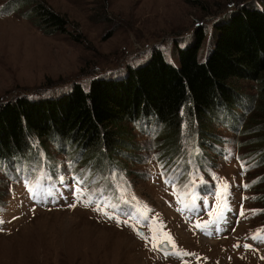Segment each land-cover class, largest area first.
Returning <instances> with one entry per match:
<instances>
[{
    "label": "rangeland",
    "instance_id": "1",
    "mask_svg": "<svg viewBox=\"0 0 264 264\" xmlns=\"http://www.w3.org/2000/svg\"><path fill=\"white\" fill-rule=\"evenodd\" d=\"M37 1L67 21L66 33L39 25L34 12ZM9 4L18 7L12 14L5 12ZM245 8L263 11L264 0H0V106L19 98L57 99L77 84L89 91L97 79H125L129 68L145 66L155 50L179 67L178 50L190 47L201 31L205 40L199 60L204 62L216 45V25L229 22ZM232 85L246 105H252L248 97L256 96L258 84L234 79ZM236 110L238 117L220 110V117L199 122L201 136L188 137L187 124L183 130L182 150L187 152L183 168H191L193 177L205 178L209 184L219 177L224 184L218 192L227 184L232 188L226 193L230 206L223 215L228 214L234 229L220 228L223 233L230 231L226 238L199 234L205 226L218 228V223L210 222L223 208L225 192L202 198L201 227L185 226L181 219L189 206L179 197L184 194L165 181L164 171L151 175L159 170L154 158L158 151L153 150L157 140L132 129L129 152L135 160L115 159L127 170L123 176L127 201L151 209L156 224L146 223L147 217L137 210L126 211L123 218L108 212L119 223L97 211L98 205L119 207L123 200L109 194L105 181L99 182L83 164L75 168L71 158L47 140V150L43 148L35 162L0 160V205L7 208L0 214V264H264V245L252 235L264 226V205L254 202L259 189H249L264 175V167L251 164L253 148L244 122L252 109L246 114L242 108ZM238 118L243 122L239 132L222 121L236 127ZM174 165L166 173L168 179L179 171ZM187 179L179 177L178 185ZM30 187L37 192L35 198ZM78 191L82 200L93 203L78 201ZM209 212L210 216L204 215ZM139 226L146 228L142 236L149 238L147 242L137 234ZM160 226L167 227V233ZM157 232L159 241L168 242L170 235L179 251L154 250L152 244L158 240L152 238ZM117 234L126 235L125 239ZM236 236L256 251L237 255L238 250L230 249Z\"/></svg>",
    "mask_w": 264,
    "mask_h": 264
},
{
    "label": "trees",
    "instance_id": "2",
    "mask_svg": "<svg viewBox=\"0 0 264 264\" xmlns=\"http://www.w3.org/2000/svg\"><path fill=\"white\" fill-rule=\"evenodd\" d=\"M9 6L8 14L18 8ZM34 10L39 25L66 33L67 21L61 15L38 1ZM215 31L216 45L204 62L199 60L205 40L201 31L190 47L178 50L179 67L155 50L145 66L129 68L125 79H97L89 91L77 84L70 94L57 99L19 98L1 105L0 160L35 162L49 141L71 158L75 168L83 164L99 182L105 181L109 194L121 196L113 176L122 179L127 170L115 156L135 160L129 152L133 149L130 130L139 129L157 140L153 143V150L158 151L155 161L165 173L176 164L177 180L189 172L183 168L187 161V152L182 150L185 124L188 137L201 136L199 122L220 117V110L238 117L236 109L242 108L244 114L252 109L244 122L253 148L251 164L264 167V10L241 9L229 22L216 25ZM234 79L258 84L256 96L248 97L252 105H246L235 90ZM222 121L236 132L243 126L242 118L236 120V127L229 120ZM251 185L249 189H259L254 202L264 205V175ZM4 211L0 205V213Z\"/></svg>",
    "mask_w": 264,
    "mask_h": 264
},
{
    "label": "snow or ice",
    "instance_id": "3",
    "mask_svg": "<svg viewBox=\"0 0 264 264\" xmlns=\"http://www.w3.org/2000/svg\"><path fill=\"white\" fill-rule=\"evenodd\" d=\"M166 182H168V181H166ZM77 183H80V181L77 180ZM29 191H30V193L33 195L34 198L37 196V192H36L33 188L30 187V188H29ZM81 197H82V193L78 191V192L76 193V198H77L78 201H80V202H82V203H85L86 205H87V204H91V203H93V201H91V200H87V201L82 200ZM223 200H224V202H223V208L221 209L220 213L217 214V216H216V220L211 221L210 224H215V223H217L220 219L223 218L224 211L227 209L226 188H225V197L223 198ZM178 202H179V201H178ZM74 206H75V205H73V207H74ZM105 208H112V209L114 210V206H113V205H107V204H104L103 206L98 205V206L96 207V210H97V211H100L102 214L108 216V218H110V219H117V222L119 223L120 221H119L118 217H113V216L109 215V213H108L107 211L104 210ZM241 215H243V212H241ZM124 222L127 223V221H124ZM2 223H3V221L0 220V224H2ZM196 227H201V226H200L199 223H197ZM202 230H206V229H202ZM137 234L140 235L139 232H138ZM207 234H211V233H207ZM142 238H144V239L146 240V242H147L148 239H149V238H147V237H143V236H142ZM253 238L255 239L256 237H253ZM152 239L154 240L155 237H153ZM168 245L171 246L173 249H175V243H174V241L172 240V238H171L170 235H168ZM152 247H153L154 250H156L158 246H157L156 243H153V244H152ZM235 247H239V245H235ZM245 247H250V246L245 245ZM183 255H194V254L183 253Z\"/></svg>",
    "mask_w": 264,
    "mask_h": 264
},
{
    "label": "water",
    "instance_id": "4",
    "mask_svg": "<svg viewBox=\"0 0 264 264\" xmlns=\"http://www.w3.org/2000/svg\"><path fill=\"white\" fill-rule=\"evenodd\" d=\"M160 248L163 249V250H168V249H169L168 246H167L166 244H162V245L160 246Z\"/></svg>",
    "mask_w": 264,
    "mask_h": 264
},
{
    "label": "bare ground",
    "instance_id": "5",
    "mask_svg": "<svg viewBox=\"0 0 264 264\" xmlns=\"http://www.w3.org/2000/svg\"><path fill=\"white\" fill-rule=\"evenodd\" d=\"M114 232H115V231H114ZM114 234L116 235V233H114ZM117 236H119V237L121 238L122 236H124V237H125L126 235H124V234H119V235H118V234H117ZM115 237H116V236H115ZM124 237H122V238H124ZM126 238H127V237H126ZM112 239H113V238H112ZM124 239H125V238H124ZM124 239H122V240H123V242H125V240H124ZM112 241H113V240H112ZM121 245H122V244H121Z\"/></svg>",
    "mask_w": 264,
    "mask_h": 264
}]
</instances>
